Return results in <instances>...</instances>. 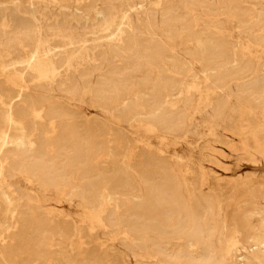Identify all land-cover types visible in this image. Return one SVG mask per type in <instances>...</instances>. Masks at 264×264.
<instances>
[{
    "label": "rangeland",
    "instance_id": "374dc122",
    "mask_svg": "<svg viewBox=\"0 0 264 264\" xmlns=\"http://www.w3.org/2000/svg\"><path fill=\"white\" fill-rule=\"evenodd\" d=\"M110 1L97 0L93 9L87 6L88 0H0V11L19 10V21H25L27 28L29 19H39L44 41L40 50L58 66L56 73L40 79L19 68L28 49L8 50L0 45V68H18L33 96L69 109L74 115L63 121L73 123L78 132L98 123L106 141L104 150L97 153L95 172L79 178L74 171L84 169L85 160L65 176L50 180L39 173L14 170L10 166L13 154L7 152L10 164L0 173V223L10 201H24L59 225L70 223L75 229L70 238L60 232L53 238L52 258L59 264H69L72 255L79 264H90L88 247L96 253L95 264H197L216 246L224 252L216 264H264V38L256 39L264 34V0H234L247 9L246 16L231 10V0H202L187 8L186 21L180 18L173 23L171 36L162 35L153 23L166 6H177L179 0L124 1V15L105 30L97 25V18ZM59 16H66L71 25L62 43L48 27ZM16 22L9 18L8 25H0V34ZM187 24L191 32L184 35ZM118 28L141 32L150 28L168 51L157 79L167 73L177 80L178 89L157 110L145 107L154 90L141 85L145 69L120 80L113 78L121 90L118 95L106 99L94 92L108 69V60L100 54H108V38ZM215 40L227 43L234 55L232 64H208L204 53ZM68 58L69 66L63 63ZM113 59L120 63L118 57ZM235 65L242 67L231 72ZM1 86L6 83L2 81ZM175 111L183 115L179 125L170 121ZM21 139L23 134L15 127L8 146ZM146 157L163 165L186 198L192 223L180 236L149 232L137 239L123 226L117 210L118 205L120 209L131 206V195L110 191L99 207L84 200L90 182L113 175L118 168L134 180L139 198L144 199L147 187L141 166ZM198 204L201 241L189 238ZM155 220L168 227L171 214ZM9 244L10 239L0 240V256Z\"/></svg>",
    "mask_w": 264,
    "mask_h": 264
},
{
    "label": "bare ground",
    "instance_id": "6f19581e",
    "mask_svg": "<svg viewBox=\"0 0 264 264\" xmlns=\"http://www.w3.org/2000/svg\"><path fill=\"white\" fill-rule=\"evenodd\" d=\"M88 1L87 6L94 9L97 0ZM124 1L129 0H111L104 12L98 14L97 25L104 27L105 30L108 27L111 28L117 18L125 13ZM201 1L179 0L177 6H166L160 20L155 19L158 23L154 21L153 25L162 35L171 36L174 30L173 23L180 18L186 21L187 8ZM230 8L238 12L239 16L247 15V9L234 0H231ZM179 9L181 14L178 13ZM0 14V25H6L11 17L17 21L10 30L0 34V41H3L0 45H4L8 50L28 49L25 53V64L19 68L36 74L40 79L46 78L48 73H56L58 66L48 62L43 51L40 50L44 41L43 24L39 19L33 16L31 21L28 17L31 26L27 28L25 21H19V10L8 12L1 10ZM31 15H33L32 12ZM48 27L57 41L62 43L66 40V30L70 29L71 25L66 16H59V19ZM150 28L143 32L137 29L122 31L118 28L116 33L108 38V54H100L108 60V69L103 79L98 81L94 88L97 95L106 99L118 95L121 90L117 89V85L112 81L113 78L120 80L129 72H141L145 69L147 72L141 85L144 88L154 89L145 103L146 110H157L159 105L168 102V98L172 97L173 92L178 89V82L167 73L157 79V74H161L160 63L168 58L169 54ZM183 30L184 35H189L191 25L187 24ZM3 36L4 40L1 39ZM261 38H264V34L256 39ZM67 44L69 43L65 45ZM204 56L210 66H227L234 62L231 49L227 43L220 40H215L209 45ZM114 57H118L120 63L115 62ZM70 62V58L63 61L67 65ZM241 67V65H235L231 67V72H236ZM2 81L6 83L4 88L1 86ZM73 115L69 109L59 105L58 102L46 97L33 96L25 86L24 75L18 68L2 66L0 68V173L5 165L10 164L5 156L9 151L13 154L10 166L14 170L39 173L50 180L65 176L70 168L84 160L85 168L80 172L74 171V176L79 178L95 172L98 164L97 153L105 148V131L98 123L92 122L85 125L82 132H78L73 123L63 121L65 117ZM170 121L172 125H179L183 122L182 113L175 111ZM15 127L20 129L23 139L10 148L8 146L10 133ZM141 167L147 187L144 199L139 198V188L134 180L118 168L113 175L90 182L84 200L99 207L107 201L110 191L125 197L131 195L134 197L131 206L120 209L118 205L117 210L122 215L123 226L131 230L137 239H142L149 232L162 237L182 235L192 222L189 205L179 185L170 174L163 171L162 164L150 157L143 160ZM59 181L61 179L56 182L59 184ZM200 212L201 205L198 204L194 214L195 228L189 234V238H195L198 241L202 238V230L198 222ZM169 213L171 214L170 225L162 227V223H158L155 217L163 220ZM94 218L101 221L97 214H94ZM59 232L65 238H70L75 233V229L68 222L59 225L46 215L38 214L30 204L24 201L20 204L10 201L3 214V221L0 223V240L10 239V247L3 256H0V264H59V262L54 263L52 258L53 238L59 235ZM76 232L78 234L79 231L76 230ZM189 240L187 239L186 243ZM86 252L90 264H95L96 253L89 247ZM223 254L222 248L216 246L203 261L197 264H216ZM188 261H192V258L189 257ZM68 262L79 264L75 255L69 256Z\"/></svg>",
    "mask_w": 264,
    "mask_h": 264
}]
</instances>
